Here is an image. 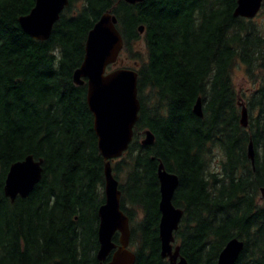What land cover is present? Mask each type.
<instances>
[{
  "label": "trees",
  "instance_id": "trees-1",
  "mask_svg": "<svg viewBox=\"0 0 264 264\" xmlns=\"http://www.w3.org/2000/svg\"><path fill=\"white\" fill-rule=\"evenodd\" d=\"M66 1L47 41L35 42L17 24L34 0H0V264H98L103 161L85 86H74L72 74L105 13L116 21L119 57L131 62L125 69L136 73L132 140L110 164L133 264H166L158 163L178 180L171 204L182 215L173 239L186 264H215L232 239L243 244L234 264H264V21L234 18L237 0ZM237 64L251 86L245 129L230 76ZM197 99L201 118L192 113ZM145 130L151 146L140 145ZM26 157L41 161L40 180L10 203L6 173Z\"/></svg>",
  "mask_w": 264,
  "mask_h": 264
},
{
  "label": "water",
  "instance_id": "water-1",
  "mask_svg": "<svg viewBox=\"0 0 264 264\" xmlns=\"http://www.w3.org/2000/svg\"><path fill=\"white\" fill-rule=\"evenodd\" d=\"M144 0H123L127 5H135ZM264 0H237L234 18L253 20ZM66 0H34L29 13L20 17L17 24L24 35L35 42H45L52 26L57 22ZM116 21L108 13L103 14L86 34L83 45V58L72 74L74 86H85V104L92 117V131L96 138L97 151L103 161V204L97 210L96 261L98 264H133L134 255L127 250L129 241L128 220L119 209L120 194L117 182L111 175L110 163L118 160L126 152L132 139V130L137 122L139 104L136 98V73L132 70L116 69L107 71L117 62L122 49V40L115 29ZM138 33L142 29L138 28ZM239 126L246 128L247 112L242 103ZM195 117L201 118L200 100L192 108ZM140 145L151 146L153 137L147 131L141 133ZM246 158L251 167L254 163L252 144L248 143ZM41 175V161L26 157L12 164L3 182V196L10 203L16 198L28 197ZM158 183L157 237L159 256L167 264H186L180 256L178 246H174L173 233L181 219V212L172 204V197L178 180L164 171L162 164L156 168ZM264 198V188L259 190ZM117 235V245L112 238ZM243 248L242 242L232 239L226 243L217 256L215 264H234ZM109 257L107 263L105 261Z\"/></svg>",
  "mask_w": 264,
  "mask_h": 264
},
{
  "label": "rangeland",
  "instance_id": "rangeland-1",
  "mask_svg": "<svg viewBox=\"0 0 264 264\" xmlns=\"http://www.w3.org/2000/svg\"><path fill=\"white\" fill-rule=\"evenodd\" d=\"M254 20L257 23L263 22L264 21V16H262L261 14L259 15V12H258V14L254 18ZM140 49H141V43L140 44L138 43L135 46V50L140 51ZM130 65H131V62H129V60H127L126 56L123 55V56L118 57L117 64H116L117 68H126V67H129ZM230 76H231V81H232L234 90L236 92V95H237L240 103H242L245 106V97L248 96V94L250 93L251 86H250V83L247 81V79H246V77L244 75L243 69L238 64L235 65L232 68ZM250 116L252 117L253 114H251V115L247 114L246 123L248 122V118ZM140 140H142V138H140ZM174 246H178L176 244V242H174ZM128 250L131 253L134 252L133 248L129 247Z\"/></svg>",
  "mask_w": 264,
  "mask_h": 264
},
{
  "label": "flooded vegetation",
  "instance_id": "flooded-vegetation-1",
  "mask_svg": "<svg viewBox=\"0 0 264 264\" xmlns=\"http://www.w3.org/2000/svg\"><path fill=\"white\" fill-rule=\"evenodd\" d=\"M109 260V257L107 258V261ZM105 263H107L106 261H105Z\"/></svg>",
  "mask_w": 264,
  "mask_h": 264
},
{
  "label": "bare ground",
  "instance_id": "bare-ground-1",
  "mask_svg": "<svg viewBox=\"0 0 264 264\" xmlns=\"http://www.w3.org/2000/svg\"><path fill=\"white\" fill-rule=\"evenodd\" d=\"M169 174V173H168ZM172 175V174H171Z\"/></svg>",
  "mask_w": 264,
  "mask_h": 264
}]
</instances>
